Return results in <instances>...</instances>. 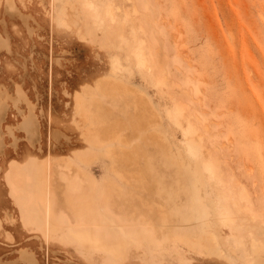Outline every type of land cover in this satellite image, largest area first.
<instances>
[{
  "label": "rangeland",
  "instance_id": "374dc122",
  "mask_svg": "<svg viewBox=\"0 0 264 264\" xmlns=\"http://www.w3.org/2000/svg\"><path fill=\"white\" fill-rule=\"evenodd\" d=\"M14 1L26 24L0 0V264H28L23 251L37 264H264V0ZM92 122L123 140L97 139ZM209 169L233 184L214 210ZM102 212L155 242L111 259L76 241L113 238Z\"/></svg>",
  "mask_w": 264,
  "mask_h": 264
},
{
  "label": "bare ground",
  "instance_id": "6f19581e",
  "mask_svg": "<svg viewBox=\"0 0 264 264\" xmlns=\"http://www.w3.org/2000/svg\"><path fill=\"white\" fill-rule=\"evenodd\" d=\"M18 9L19 8L16 5L14 0H8V3H7L8 12L16 13V12H18ZM6 43H7L6 40H2L0 38V44L4 45ZM139 59H140V57H139ZM18 93H19L18 94L19 95L18 98L17 99H13V100L16 103L18 101H20V100H24L27 103L28 114L23 117V120L21 122V126H22L23 130L26 132L27 139L30 142H32L38 136V125H37V123L35 121V118H34V115H33V112H32V106L23 97V94L20 93V89L19 88H18ZM2 96L4 98L5 97L6 98L10 97L9 95H5V93ZM1 100H2V98L0 99V127H1L2 120L5 118V113H6V110H7L4 101H1ZM74 102H75V104H77V103L81 104V102L79 101L78 97L74 98ZM179 107H180V109H182L181 106H179ZM92 125H93V122L91 123V126ZM91 130L95 131L94 135H96L97 139H99V140L102 139L103 135H105L109 139L119 140V141L123 140V138H120V136H117L116 133L111 130V127L110 128L109 127H104V126L103 127H99L98 124H97V126L93 125V127H90V131ZM8 132H9V134L11 136L12 135L11 128H8ZM83 135H84V133H83ZM57 136H58V134H55L54 138L57 137ZM86 136L88 138L90 137L87 134H86ZM123 142L126 143L127 141H123ZM2 145H3L2 144V130H0V148L2 147ZM123 159H125V158H123ZM123 159H122V161L119 160V159L114 160V157H113L112 158V165L114 164V167H115L117 162L125 161ZM201 169H202V166H201ZM218 172H219V170L214 171L213 169H209V172L207 174H206V172H203L204 175H205V178L203 177V182H204V186H205L206 192L207 193H211V196L213 197V198H209V197L205 198V204L207 205L208 209H210V210H214L217 202L219 203V201H215L214 200L215 198H217L218 200H222V199L224 200L225 199L226 202H228V201L231 202L232 201L231 198L228 199L229 196H230V190L232 188L231 186L233 185V184H231L232 180L230 178H229V180L224 179L225 177L224 178L221 177L220 173H218ZM207 175L216 176V180L219 179V184L222 187L221 191L216 189L215 184L212 182V180ZM90 195H92V194L90 193ZM89 198H90V196H89ZM232 198L234 199V197H232ZM222 202L223 201H220V203H222ZM90 205H91V203H90ZM90 205H89V207H90ZM95 213H98V211H95ZM94 216H96V215H93V217ZM87 218H88V216H87ZM102 218L109 223L110 231L113 234V238L110 241H106L104 238L99 237L93 231H82V232H76V233H72L71 232L70 234H72V236L74 237V239L76 241L80 242L83 245H88L90 248H93L95 250H98L99 252H102V253L110 256L111 259H113V258L117 259V257L124 255V252L127 249L126 248V242L128 240H131V242H135L136 244H138V243L141 244L142 241H148L150 243H154L155 242V239H154L155 232L150 226L147 227L146 230H145L146 232L144 234V237L146 239L141 240V238L143 236L138 237L139 231L138 232L126 233L119 225L114 223V221H111L107 217L106 213H104V212H102ZM88 220L91 221V219H88ZM140 220H142V219L140 218ZM162 220H163V218L161 219V221ZM114 229L116 230V232H115ZM113 230H114V232H113ZM209 241L210 242H208V238H206L205 239V243H204L203 246L212 248L213 242L211 241V239H209ZM21 255H22V257L24 259H28L27 260L28 264H34V260L31 258L30 254H28L27 252L23 251L21 253Z\"/></svg>",
  "mask_w": 264,
  "mask_h": 264
},
{
  "label": "crops",
  "instance_id": "0c3cea01",
  "mask_svg": "<svg viewBox=\"0 0 264 264\" xmlns=\"http://www.w3.org/2000/svg\"><path fill=\"white\" fill-rule=\"evenodd\" d=\"M7 3H8V0H4V2H3V11H4V14H7L9 17H19V18H21V20L23 21V23L24 24H26V19L24 18V17H22L23 15L20 13V11H19V9H18V12H16V13H10V12H8V10H7ZM1 22V25H2V28H3V30L6 32V23H5V21H3V20H1L0 21ZM28 31L29 32H31V30L30 29H28ZM2 40H4V39H2ZM18 88L20 89V93H22L23 94V97L26 99V97H25V95H24V93H23V91H22V89H21V86H19V85H16V87H15V90H16V96L13 98V99H17L18 98ZM4 94V92H2V93H0V95L2 96ZM6 95V94H5ZM8 95V94H7ZM1 98H3V96L1 97ZM28 114V113H27ZM26 114V115H27ZM5 115H6V113H5ZM23 120V119H22ZM0 130H1V127H0ZM58 134V136L60 135L59 133H57ZM55 135V134H54ZM49 240V239H48ZM48 240L46 241L45 240V242H48ZM31 256V255H30ZM31 258L33 259V257L31 256ZM34 260V259H33ZM34 263H36V261L34 260ZM37 264V263H36Z\"/></svg>",
  "mask_w": 264,
  "mask_h": 264
}]
</instances>
